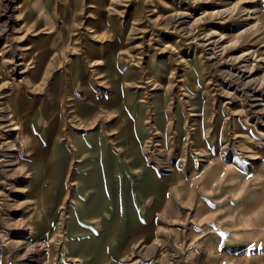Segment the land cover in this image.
<instances>
[{
	"label": "rangeland",
	"instance_id": "obj_1",
	"mask_svg": "<svg viewBox=\"0 0 264 264\" xmlns=\"http://www.w3.org/2000/svg\"><path fill=\"white\" fill-rule=\"evenodd\" d=\"M260 58L264 0H0V264H226L200 179L264 159Z\"/></svg>",
	"mask_w": 264,
	"mask_h": 264
},
{
	"label": "crops",
	"instance_id": "obj_2",
	"mask_svg": "<svg viewBox=\"0 0 264 264\" xmlns=\"http://www.w3.org/2000/svg\"><path fill=\"white\" fill-rule=\"evenodd\" d=\"M215 156L200 181L213 195L210 212L217 217L198 252L208 250L226 264H264V159L232 153L227 162Z\"/></svg>",
	"mask_w": 264,
	"mask_h": 264
},
{
	"label": "bare ground",
	"instance_id": "obj_3",
	"mask_svg": "<svg viewBox=\"0 0 264 264\" xmlns=\"http://www.w3.org/2000/svg\"><path fill=\"white\" fill-rule=\"evenodd\" d=\"M219 36H220V38H222L223 37V35H221V34H219ZM216 43V42H215ZM243 55V54H242ZM245 55V54H244ZM259 61L261 62H263L264 61V59H262V58H260L259 59ZM258 61V62H259ZM259 66H261L260 64H259ZM253 68L252 67H248V71H251ZM74 114V113H73ZM18 130V129H17ZM93 146V145H92ZM95 148V147H94ZM111 148V147H110ZM101 150V149H100ZM145 150V149H144ZM93 153V152H92ZM115 155V154H114ZM96 160V159H95ZM98 160V159H97ZM93 162V161H92ZM95 162V161H94ZM106 163V162H105ZM115 163H116V161H115ZM103 164H104V161H103ZM117 164H118V162H117ZM116 164V165H117ZM120 164H121V162H120ZM166 164H168V163H166ZM106 166H107V164H105V168H106ZM171 166V165H170ZM170 166H169V168H170ZM118 167V166H117ZM124 168V167H123ZM166 168V167H165ZM169 168H168V170H169ZM119 169V168H118ZM125 169V168H124ZM107 170V168L104 170V171H106ZM123 170V169H122ZM103 171V172H104ZM119 171V170H118ZM124 172V171H123ZM82 174H84V173H82ZM106 174V173H105ZM114 175V174H113ZM142 175V174H141ZM127 177H125V179H126ZM142 180V179H141ZM136 181V180H135ZM129 182H131L130 180H129ZM119 186H120V184H119ZM131 186V185H130ZM120 188H121V186H120ZM92 189H94V188H92ZM133 189V188H132ZM78 190V189H77ZM108 191V190H107ZM110 192V191H109ZM108 192V193H109ZM80 195V194H79ZM110 195V194H109ZM109 198V197H108ZM110 200V199H109ZM85 202H86V200H85ZM84 203V202H83ZM110 204H111V202H110ZM108 214H109V212H108ZM110 215V214H109ZM97 234V233H96Z\"/></svg>",
	"mask_w": 264,
	"mask_h": 264
}]
</instances>
